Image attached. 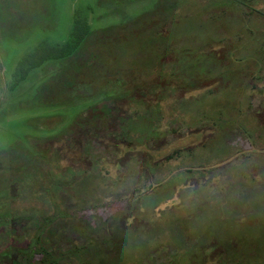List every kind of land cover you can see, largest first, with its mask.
I'll use <instances>...</instances> for the list:
<instances>
[{
    "label": "rangeland",
    "instance_id": "1",
    "mask_svg": "<svg viewBox=\"0 0 264 264\" xmlns=\"http://www.w3.org/2000/svg\"><path fill=\"white\" fill-rule=\"evenodd\" d=\"M0 264H264V0H0Z\"/></svg>",
    "mask_w": 264,
    "mask_h": 264
},
{
    "label": "trees",
    "instance_id": "2",
    "mask_svg": "<svg viewBox=\"0 0 264 264\" xmlns=\"http://www.w3.org/2000/svg\"><path fill=\"white\" fill-rule=\"evenodd\" d=\"M89 34L90 26L87 20L82 17L81 14L76 13L69 41L66 44L54 47L49 45L40 46L34 53L23 58L19 62L16 73L14 74L15 83L24 79L30 70L40 67L45 61L70 55L73 50L79 47Z\"/></svg>",
    "mask_w": 264,
    "mask_h": 264
}]
</instances>
